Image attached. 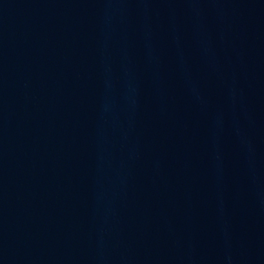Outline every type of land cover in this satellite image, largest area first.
Instances as JSON below:
<instances>
[{"label": "water", "instance_id": "1", "mask_svg": "<svg viewBox=\"0 0 264 264\" xmlns=\"http://www.w3.org/2000/svg\"><path fill=\"white\" fill-rule=\"evenodd\" d=\"M0 264H264V0H0Z\"/></svg>", "mask_w": 264, "mask_h": 264}]
</instances>
